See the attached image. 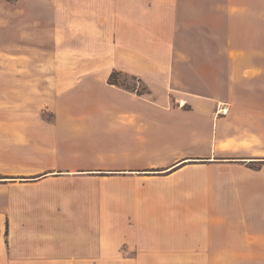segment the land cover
<instances>
[{"label":"crops","instance_id":"0c3cea01","mask_svg":"<svg viewBox=\"0 0 264 264\" xmlns=\"http://www.w3.org/2000/svg\"><path fill=\"white\" fill-rule=\"evenodd\" d=\"M176 4L75 0L53 16L47 56L28 46L15 56L11 48L0 50V101L8 106L5 116H15L7 126L14 157L5 158L0 172L12 177L0 183V264L264 261V164L247 167L264 162V139L252 120L260 110L245 100L254 91L246 86L264 80L232 79V69L263 67L243 60L253 49L232 45V36L246 45L264 30L230 24L229 76L220 81V47L206 43L204 32L181 29ZM238 15L243 25L252 22L251 15ZM227 17L238 24L232 11ZM186 35L197 38L196 48L182 45ZM206 60L213 80H184ZM113 72L140 80L147 93L110 85ZM217 102L227 104V115L216 117ZM42 111L52 114L51 122L40 119ZM202 167L240 172L212 179L230 186L218 194L232 197L231 231L222 233L216 221L178 222L175 215L221 219L218 201L186 209L167 199L204 196L198 187L182 188L209 179ZM30 175L37 177L21 178Z\"/></svg>","mask_w":264,"mask_h":264},{"label":"rangeland","instance_id":"374dc122","mask_svg":"<svg viewBox=\"0 0 264 264\" xmlns=\"http://www.w3.org/2000/svg\"><path fill=\"white\" fill-rule=\"evenodd\" d=\"M70 2L75 3V0H0V50L5 49L6 47L11 48L8 54L12 53L15 56L17 54H20V46H28L29 51H31L33 47L39 48L42 49L46 54L45 56H47V54L53 47V16L56 12L68 11V3ZM176 5L178 7V23L181 29H184L188 32L198 30L204 32V41H206V43L208 42L211 44L212 42H215V44L220 47V53L215 59L219 61L220 65V81L227 80L229 76V71L226 67L227 53L224 49V45L227 44L230 39L226 34L227 30L230 27V24L232 28L243 29L244 27H248L254 28L256 30L260 28L264 30V0H232V5H228L226 3V0H177ZM231 11L232 18H235V20L233 21H238V24L233 25L232 22L229 21L227 15L228 12ZM238 14L251 15L252 22L248 24V26L243 25L244 20H240V16ZM261 39H264V36H253L249 43H247L246 45L245 43L244 45H238L243 43V38L232 36V45L234 44V46L236 45V47L243 46L247 49H253L252 51H248L244 54L243 60H252L255 62H259L260 65L263 66L262 68L258 69L246 67L232 69V79L248 77L253 80H264V43L260 42ZM179 40L181 42L184 41L182 45L184 44L190 47L191 45H193V48H196L197 38L195 37L186 35ZM235 42H237L238 44H236ZM216 52H219V48L216 49ZM29 55L31 56L32 53L30 52ZM206 64L207 65L203 68L187 70L189 71L188 78L190 79L184 80H194L195 77H201L204 80H213L215 70L210 67V64L207 60ZM32 66H34V62L30 59V69ZM177 71L179 75L181 74L182 78L186 75V71L181 68ZM116 73L119 74H117L116 77V82L120 84V86L118 87L123 88L122 86H124L127 88L136 89L139 93H145V87L143 86V84L135 81L137 80L136 78L122 74L120 72ZM215 79H217V75L215 76ZM262 83V85L253 84L246 86L247 90L254 89V91L246 92L245 100L248 102V106L252 107L251 109L260 110V114L254 115L252 117V120L254 121V134L257 135V137L264 139V82ZM222 96H224L223 92L221 94V97ZM218 101L225 102V100L221 98ZM1 102L2 100L0 101V167L3 168L0 169V172L3 173L5 158H7V161H9L11 160L12 156L14 157V155L11 153L10 147L8 146V136L10 135L9 131L11 127L8 128L7 126L12 125L9 119H15V116L9 115L10 117L7 118L5 116V108H8V106H6L4 102ZM218 103L223 102H217L216 105ZM32 104L33 102L30 101L29 108H33ZM216 105L214 110L215 113ZM225 105L227 106V104ZM12 107H15V105H13ZM216 117H221V115H216ZM29 119L30 122H32L33 117L31 116V113ZM40 119L42 121L44 120L51 122L52 114H49L46 111H42ZM206 149L207 148H205V150ZM2 164L3 166H1ZM263 164L264 162L250 163L247 165V167L251 168L252 170H258L261 169ZM201 170L202 171H200V173L204 174V176H207L209 179L204 178L198 182L192 181L190 182V184H188V186L182 185V188L194 189L198 187L200 188L199 192H202L204 196L200 195L196 197L189 193H186L181 197H169L167 199L170 201V204H172L174 200H178V203L186 205V209L189 208L188 205H205L210 204L208 202L218 201L221 205V213L219 215L221 219L214 217L213 213L208 214L205 212L204 214L200 215L196 212L183 211L175 214L176 216H178V222H192L194 220H198L199 222L216 221L221 223L222 233L231 231L232 197L220 196V194H218L220 192L222 194V190L229 189L230 186L226 181H213L212 179L218 176L229 177L232 176V173L239 174L240 172L235 170L232 171L229 169L209 170L205 169V167H202ZM36 177L37 176L35 175H30L23 176L21 178L33 179ZM9 178L12 177L9 175L0 174V183H9ZM178 184H181V182H178ZM94 187H99V184ZM125 187L128 188L130 186L127 185ZM159 199L161 198H157V203H162V201H158ZM4 200L5 196L0 195V205L4 203ZM229 238L232 239V236H230ZM212 264H264V261L242 262L222 260L219 262H212Z\"/></svg>","mask_w":264,"mask_h":264},{"label":"trees","instance_id":"16d2710c","mask_svg":"<svg viewBox=\"0 0 264 264\" xmlns=\"http://www.w3.org/2000/svg\"><path fill=\"white\" fill-rule=\"evenodd\" d=\"M117 74H118V73L113 72V73L110 75V78H109V80H108V83H109L110 85L120 86V84H118V83L116 82ZM118 75H119V74H118ZM135 81L140 82V80H135ZM140 84H141V82H140ZM122 87H123L124 89H126V90L135 91V92L138 93L139 95L143 94V93H139L136 89L127 88V87H124V86H122ZM144 89L146 90V88H144ZM145 93H147V90L145 91Z\"/></svg>","mask_w":264,"mask_h":264},{"label":"built area","instance_id":"2783aa9c","mask_svg":"<svg viewBox=\"0 0 264 264\" xmlns=\"http://www.w3.org/2000/svg\"><path fill=\"white\" fill-rule=\"evenodd\" d=\"M228 107L224 103H218L216 105V115L225 116L227 115Z\"/></svg>","mask_w":264,"mask_h":264}]
</instances>
